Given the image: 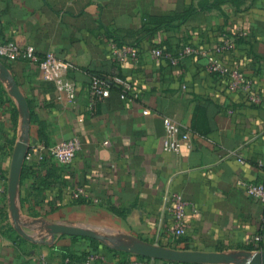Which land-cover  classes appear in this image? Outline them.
Listing matches in <instances>:
<instances>
[{
	"label": "crops",
	"instance_id": "crops-1",
	"mask_svg": "<svg viewBox=\"0 0 264 264\" xmlns=\"http://www.w3.org/2000/svg\"><path fill=\"white\" fill-rule=\"evenodd\" d=\"M0 39L71 62L67 75L77 86L74 102L59 100L38 63L0 58L9 72L0 67V182L7 184L0 264H73L68 255L86 257L92 239L107 255L108 247L135 242L237 255L264 249V206L239 185L264 181V0H0ZM184 44L202 53L159 62L152 55L156 46L175 54ZM126 46L138 61L115 57ZM205 53L242 70L250 88L231 90L226 75L208 71ZM93 74H120L132 94L96 96ZM13 82L28 104L31 152L16 215L8 184L24 117ZM166 116L190 133L179 151L164 149ZM73 136L82 142L74 161L48 154L46 146ZM172 194L189 204L187 233L176 244L169 243Z\"/></svg>",
	"mask_w": 264,
	"mask_h": 264
},
{
	"label": "built area",
	"instance_id": "built-area-1",
	"mask_svg": "<svg viewBox=\"0 0 264 264\" xmlns=\"http://www.w3.org/2000/svg\"><path fill=\"white\" fill-rule=\"evenodd\" d=\"M218 51H223V47L218 46ZM202 50L196 49L189 44H184L175 54L170 53L166 48L156 46L152 49V55L156 61H160L164 57H170L180 60L192 54H200ZM209 57L208 71L226 75L228 87L233 90H248L251 86L247 75L239 68L227 70L221 59L216 55L205 53ZM25 57L32 62H36L41 68L46 70L49 76L53 78L56 84L57 96L59 100L74 102L77 97V86L74 80L68 75V71L73 64L71 62L56 58L53 54H47L41 57L36 54L35 49L31 46L26 48L20 47L13 41H2L0 39V58H19ZM115 57L120 59L131 58L135 61L139 60L138 53L132 46L115 49ZM112 83L121 89V97L128 98L132 94L131 82L121 76L115 74L108 79L98 75H92L90 82V91L96 96L105 98L112 93ZM253 103H260L261 96L257 93H251L249 97ZM164 149L168 151H179L183 143L190 144V133L181 128V126L172 118L164 117ZM82 148V142L78 136H73L69 139L59 141L57 143L46 146L50 156L56 158L61 163H70L75 160L79 151ZM38 148H33L36 151ZM31 152L28 151L29 157ZM247 192L248 196L258 200L264 206V181L248 182L240 181ZM7 191L5 181L0 182V202L4 193ZM169 197V196H168ZM170 205L168 207L172 216V225L170 226L171 240L169 243L176 244L177 241L184 237L187 233L186 216L188 213V202L178 194H172L169 197ZM260 240V235L255 236L254 243L257 244ZM152 258L143 257L134 253L126 256L120 254L107 255L102 251L92 252L83 258L80 264H152ZM70 262V259L67 258Z\"/></svg>",
	"mask_w": 264,
	"mask_h": 264
},
{
	"label": "water",
	"instance_id": "water-1",
	"mask_svg": "<svg viewBox=\"0 0 264 264\" xmlns=\"http://www.w3.org/2000/svg\"><path fill=\"white\" fill-rule=\"evenodd\" d=\"M6 74H9L5 66H0ZM12 94L21 105L23 113V132L22 136L17 144L16 151L13 157V163L11 168V174L8 184L9 192V204L14 212L17 214V191L18 183L21 174V169L29 150V119L30 112L26 99L22 95L18 85L13 82ZM53 229L56 232H66L75 234H91L88 231L79 228H70L63 225H54ZM117 249L125 250L130 253H134L143 257H149L152 259H165L171 261L180 262H195V263H221V262H236L237 264H264V249H258L255 251L241 252L240 254H230L223 251L205 252L200 250L189 249H176L156 244H150L145 242H135L130 246H122Z\"/></svg>",
	"mask_w": 264,
	"mask_h": 264
},
{
	"label": "trees",
	"instance_id": "trees-1",
	"mask_svg": "<svg viewBox=\"0 0 264 264\" xmlns=\"http://www.w3.org/2000/svg\"><path fill=\"white\" fill-rule=\"evenodd\" d=\"M93 75H98V76L106 78V79H108L110 77V76H103L100 74H93ZM115 89H117L119 92H121V89L119 87H117L115 85V83H112V92ZM91 245H92L93 249L90 253L98 252V251H101V249H102L100 242L96 239H92ZM107 249L109 250L110 254H114V255L120 254V255L126 256V255L130 254V252H128V251L117 249V248L108 247ZM68 257L70 259V263H73V264H80L81 261L83 260V258L77 257L76 255H73V254L72 255L69 254Z\"/></svg>",
	"mask_w": 264,
	"mask_h": 264
}]
</instances>
